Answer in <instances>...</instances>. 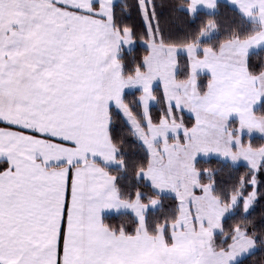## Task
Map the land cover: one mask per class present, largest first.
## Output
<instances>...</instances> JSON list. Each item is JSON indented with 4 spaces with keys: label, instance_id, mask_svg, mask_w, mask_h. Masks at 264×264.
Masks as SVG:
<instances>
[{
    "label": "snow or ice",
    "instance_id": "1",
    "mask_svg": "<svg viewBox=\"0 0 264 264\" xmlns=\"http://www.w3.org/2000/svg\"><path fill=\"white\" fill-rule=\"evenodd\" d=\"M228 2L237 19L223 38L209 19L168 42L156 0H135L137 63L116 0H0V264H245L264 252V221L248 220L264 171L251 143L264 138V63L251 59L264 52V0ZM218 6L177 10L195 20ZM213 156L248 172L222 187L199 167Z\"/></svg>",
    "mask_w": 264,
    "mask_h": 264
},
{
    "label": "trees",
    "instance_id": "2",
    "mask_svg": "<svg viewBox=\"0 0 264 264\" xmlns=\"http://www.w3.org/2000/svg\"><path fill=\"white\" fill-rule=\"evenodd\" d=\"M181 3H183V0H156L160 28L162 30L164 39L168 42H179L183 40L188 33L198 31L199 27L206 23L209 19H213L217 22L221 32V38H223L227 28L235 26L233 22L237 19L236 12L234 11V8L226 2H219L218 9L216 10L218 13L217 15L209 16L206 14L207 12L201 11L195 20H193L185 11L177 10ZM116 4L117 13L121 14L124 22L129 26H133L137 33L136 42L138 45L130 52L125 51L126 59L138 63L144 55H147V51L146 47L139 44L140 42H143L140 37L144 35L145 27L134 6L135 0H118ZM125 5L128 7L125 8ZM122 9L123 12L121 11ZM251 59L254 65H260L261 63H264V52L253 56ZM256 70L258 71L259 69ZM161 92L162 89H159L157 94L159 95ZM129 99H132V97L129 96ZM158 111V107L153 108L154 114ZM261 114H264V109H260L257 112V115ZM185 121L188 126H191V124L194 123V119L186 113ZM117 124H120L119 119H117ZM124 131L126 132V129ZM244 140L245 143L249 142V138L246 136L244 137ZM125 141L126 142L123 145L124 150L129 153L132 158L141 160L145 153L143 149L140 148L139 145L134 141V138L125 136ZM251 143L258 147L264 144V140L262 138L252 137ZM199 167L217 169V182L219 185L225 188H230L240 176L246 175L248 172L246 167L241 166L238 169L228 167L224 161L216 158L200 160ZM257 179L260 181L259 191L262 193V195L258 198L253 210H251L248 220L251 223H255L259 228L261 221H264V171L258 173ZM248 191H251V187L248 188ZM164 203L165 205H168L173 203V201L168 199L165 200ZM240 220L241 216L237 215L233 220L228 221V223L232 224L239 222ZM121 221L130 222L129 218L127 217H117L111 219L108 222L112 224H118ZM261 257H264V252L258 253L256 256L248 258L245 261V264H257V261L261 259Z\"/></svg>",
    "mask_w": 264,
    "mask_h": 264
},
{
    "label": "crops",
    "instance_id": "3",
    "mask_svg": "<svg viewBox=\"0 0 264 264\" xmlns=\"http://www.w3.org/2000/svg\"><path fill=\"white\" fill-rule=\"evenodd\" d=\"M118 0H116V2H117ZM221 1H224V2H226V3H228V4H230L229 2H228V0H221ZM137 43V42H136ZM139 44H142L143 46H145L146 47V45L145 44H143V42H140ZM138 45V43L137 44H134V46H133V48H132V50L136 47ZM187 114V113H186ZM188 115H190V114H188ZM191 116V115H190ZM260 136V134H254L253 135V137H259ZM247 137V136H246ZM260 138H261V136H260ZM263 140H264V138H262ZM247 144V143H246ZM264 145V144H263ZM211 158H216V159H220V160H222L221 158H217V157H215V156H213V157H211ZM211 158H207V159H211ZM206 159V160H207ZM223 161V160H222ZM241 163H243V162H241Z\"/></svg>",
    "mask_w": 264,
    "mask_h": 264
},
{
    "label": "rangeland",
    "instance_id": "4",
    "mask_svg": "<svg viewBox=\"0 0 264 264\" xmlns=\"http://www.w3.org/2000/svg\"><path fill=\"white\" fill-rule=\"evenodd\" d=\"M219 2H224V1H221V0H219ZM203 12H207V10L205 9V10H203ZM135 44H137L136 43V41H135ZM144 44V43H143ZM142 45V44H141ZM143 46V45H142ZM145 47V46H144ZM126 51H127V46H126ZM128 52V51H127ZM132 91H134V90H132ZM258 138H260V136L258 137ZM244 142H245V140H244ZM207 158H204V157H201L200 158V160H206ZM208 160V159H207ZM220 160V159H219Z\"/></svg>",
    "mask_w": 264,
    "mask_h": 264
}]
</instances>
